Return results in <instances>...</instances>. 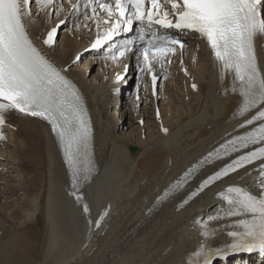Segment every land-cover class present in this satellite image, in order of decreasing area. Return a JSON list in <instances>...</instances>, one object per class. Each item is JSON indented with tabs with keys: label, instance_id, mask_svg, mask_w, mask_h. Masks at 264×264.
I'll return each instance as SVG.
<instances>
[{
	"label": "bare ground",
	"instance_id": "6f19581e",
	"mask_svg": "<svg viewBox=\"0 0 264 264\" xmlns=\"http://www.w3.org/2000/svg\"><path fill=\"white\" fill-rule=\"evenodd\" d=\"M47 8L38 4L34 12L24 15L27 34L38 45L39 34L59 15L56 8ZM62 19L66 23L59 43L43 51L87 104L92 124L84 147L91 146L98 168L75 194L79 197L75 201L71 169L48 123L41 117L5 110L0 264H197L210 252L230 248L234 238L228 233L236 231L239 219L251 216L208 220L222 207L221 195L229 188L253 194L261 191L262 181L256 178L261 175L256 172L260 166L205 192L183 211H176L178 204L221 165L205 170L167 203L158 207L155 202L207 152L236 135L264 105L240 115L243 101L231 93L234 73L201 47L199 64L188 63L195 91L188 89L189 82L179 74L164 88L162 113L169 132L162 134L154 119L156 103L144 107L142 100L141 104L128 102L124 91L130 89L132 80L123 89L105 75L98 57L89 63L82 54L88 42L85 28L79 33L80 24L72 15L58 21ZM255 43L264 76L262 35L255 37ZM77 56L86 61L81 67ZM133 70L130 65L124 76ZM141 119H146L144 127L139 126ZM131 147L134 153L128 151ZM92 218L93 224L86 225ZM206 227L213 239L202 235Z\"/></svg>",
	"mask_w": 264,
	"mask_h": 264
},
{
	"label": "snow or ice",
	"instance_id": "6c2138e0",
	"mask_svg": "<svg viewBox=\"0 0 264 264\" xmlns=\"http://www.w3.org/2000/svg\"><path fill=\"white\" fill-rule=\"evenodd\" d=\"M36 2L43 8L54 6V0ZM93 2L105 10L109 18L113 16V6L100 3L99 0H87L85 7L91 6ZM147 3L150 4L148 8L146 0H115V11L119 12L120 18H124L127 13V18L118 19L103 38L104 41L112 38L114 30L121 28V23L126 25L123 31L131 32L134 20L141 24L147 21L149 29L154 23L166 28L198 32L202 38H206L223 68L234 73V79L239 81L243 98L241 112L264 105V76L257 65L254 44L255 37L264 34V0H147ZM29 4L30 0H0V124L5 122L2 113L8 109L45 119L56 133L71 168L77 162L81 147L87 144L90 126L75 86L61 74L62 70L40 55L29 39L22 22V17L29 14ZM92 11L95 13L96 9ZM139 33L138 39L145 41L143 29ZM56 34L57 29L53 27L44 43L52 44ZM151 36L152 39L145 41L147 46L143 50L149 70L151 61L157 59L156 53L163 57L175 52V48L169 47V44L180 43L159 37L155 32H151ZM101 43L98 39L92 47L97 48ZM132 43V40L124 42L119 51L120 57L131 51ZM180 47L184 45L180 44ZM149 53L152 55L149 56ZM117 78L121 79L119 76ZM152 84L155 90L156 75L152 76ZM253 121H264V109L246 123L251 125ZM238 140L240 147L245 148L249 144L264 142V122L254 131L239 136ZM229 143L235 150L236 141ZM256 160H264V147L240 156L212 179H218ZM259 173L264 174V163H261ZM223 195L230 206L226 213L228 216H251L250 219L236 222L242 231L228 233L234 238L231 250L252 251L259 248L264 252V190L253 194L244 188H229ZM84 211H89L87 205ZM224 251L218 249L216 254L223 255ZM204 264H211L210 259H206Z\"/></svg>",
	"mask_w": 264,
	"mask_h": 264
},
{
	"label": "water",
	"instance_id": "95a60500",
	"mask_svg": "<svg viewBox=\"0 0 264 264\" xmlns=\"http://www.w3.org/2000/svg\"><path fill=\"white\" fill-rule=\"evenodd\" d=\"M129 151L133 153L135 151V148H130Z\"/></svg>",
	"mask_w": 264,
	"mask_h": 264
},
{
	"label": "rangeland",
	"instance_id": "374dc122",
	"mask_svg": "<svg viewBox=\"0 0 264 264\" xmlns=\"http://www.w3.org/2000/svg\"><path fill=\"white\" fill-rule=\"evenodd\" d=\"M81 61V60H80Z\"/></svg>",
	"mask_w": 264,
	"mask_h": 264
}]
</instances>
